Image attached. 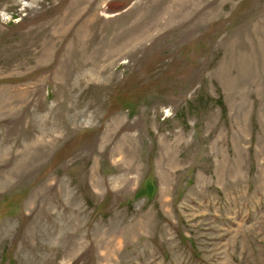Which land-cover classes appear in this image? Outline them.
Instances as JSON below:
<instances>
[{
    "label": "rangeland",
    "instance_id": "rangeland-1",
    "mask_svg": "<svg viewBox=\"0 0 264 264\" xmlns=\"http://www.w3.org/2000/svg\"><path fill=\"white\" fill-rule=\"evenodd\" d=\"M0 264H264V0H0Z\"/></svg>",
    "mask_w": 264,
    "mask_h": 264
},
{
    "label": "bare ground",
    "instance_id": "bare-ground-1",
    "mask_svg": "<svg viewBox=\"0 0 264 264\" xmlns=\"http://www.w3.org/2000/svg\"><path fill=\"white\" fill-rule=\"evenodd\" d=\"M79 8V7H78ZM82 9H80L81 11ZM93 18V17H92ZM94 19V18H93ZM90 23V20L88 19L87 22L83 23V26L82 27H85V25H88ZM84 30V29H83Z\"/></svg>",
    "mask_w": 264,
    "mask_h": 264
}]
</instances>
